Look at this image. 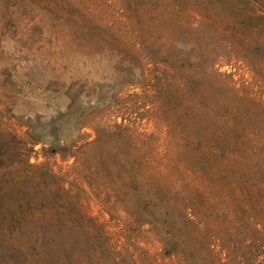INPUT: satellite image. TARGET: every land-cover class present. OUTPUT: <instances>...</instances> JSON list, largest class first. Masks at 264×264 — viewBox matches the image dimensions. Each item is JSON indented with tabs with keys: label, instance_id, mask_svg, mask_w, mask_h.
<instances>
[{
	"label": "rangeland",
	"instance_id": "obj_1",
	"mask_svg": "<svg viewBox=\"0 0 264 264\" xmlns=\"http://www.w3.org/2000/svg\"><path fill=\"white\" fill-rule=\"evenodd\" d=\"M0 264H264V0H0Z\"/></svg>",
	"mask_w": 264,
	"mask_h": 264
}]
</instances>
